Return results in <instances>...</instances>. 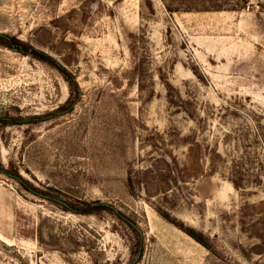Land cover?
Segmentation results:
<instances>
[{
	"label": "rangeland",
	"instance_id": "rangeland-1",
	"mask_svg": "<svg viewBox=\"0 0 264 264\" xmlns=\"http://www.w3.org/2000/svg\"><path fill=\"white\" fill-rule=\"evenodd\" d=\"M207 1L0 0L80 89L0 40V264H264V0Z\"/></svg>",
	"mask_w": 264,
	"mask_h": 264
},
{
	"label": "trees",
	"instance_id": "trees-1",
	"mask_svg": "<svg viewBox=\"0 0 264 264\" xmlns=\"http://www.w3.org/2000/svg\"><path fill=\"white\" fill-rule=\"evenodd\" d=\"M202 6L207 5V4H214L212 3V1H207V0H200ZM191 4V3H189ZM192 3L191 6H193ZM198 4V3H196ZM188 6V5H185ZM214 8V7H212ZM187 10H193V7H187ZM0 40H2L5 44L6 47L16 50L24 55L27 56H32L35 59L47 63L48 65H50L51 67L55 68L56 70H58L67 80L69 86L71 87V96L67 101V104H74V100H73V96L75 95L77 98L80 96V89L79 86L76 82V80L74 79V77L68 73V71L66 69H64L55 59H53L52 57L48 56L47 54L40 52L30 46H28L27 44H25L24 42L17 40L15 38L12 37H5V36H1L0 35ZM22 121H18V120H5L3 121L4 126H10V125H19ZM0 175L6 176L8 178L14 179L16 180L18 183H20L21 186H23L27 191L35 194L36 196L42 197L44 199H46L47 197L42 194L40 191H36L35 189H33L31 187V185L28 183V181H26L25 179H23L20 175L19 172L16 171L15 175H13L10 171H8V169H6L5 167H3L1 161H0ZM44 196V197H43ZM51 200V199H49ZM64 207L66 208L67 211L73 212L75 214L78 215H84V216H93V215H99L102 212L106 211L107 209H109L108 206L103 205V204H99L96 203L95 205L93 204H87L84 205L82 208L80 209H75L74 207H71L70 205H64Z\"/></svg>",
	"mask_w": 264,
	"mask_h": 264
}]
</instances>
